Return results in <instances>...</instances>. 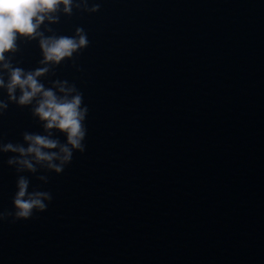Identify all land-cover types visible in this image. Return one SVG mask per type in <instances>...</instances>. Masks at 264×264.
I'll return each mask as SVG.
<instances>
[{"label":"water","instance_id":"1","mask_svg":"<svg viewBox=\"0 0 264 264\" xmlns=\"http://www.w3.org/2000/svg\"><path fill=\"white\" fill-rule=\"evenodd\" d=\"M91 3L94 13L42 25L87 34L41 78L82 93L85 151L60 174L24 173L52 199L0 221V264H264V0ZM17 44L14 64L40 66L36 40ZM24 131L41 129L29 107L9 104L0 140L23 143ZM11 155L0 153L7 212Z\"/></svg>","mask_w":264,"mask_h":264},{"label":"clouds","instance_id":"2","mask_svg":"<svg viewBox=\"0 0 264 264\" xmlns=\"http://www.w3.org/2000/svg\"><path fill=\"white\" fill-rule=\"evenodd\" d=\"M98 3L90 0H0V90L6 99H0V115L9 104L29 107L40 126V132L24 131L23 143L0 140V153H12L6 163L18 173L12 198L13 211H0V221L11 216L14 220H27L35 212H44L51 201V193L42 187L31 186L27 175L53 172L60 174L71 163L74 152L85 151L87 133L85 120L88 107L74 83L66 79L41 78L53 74L52 70L66 60H72L87 47V34L81 27L72 35H57L50 27L45 34L42 25L55 24L59 13L71 15L73 8L94 13ZM20 39L36 40L41 59L38 67L26 70L12 56ZM63 136V141L58 135ZM42 184L48 176L37 175Z\"/></svg>","mask_w":264,"mask_h":264}]
</instances>
